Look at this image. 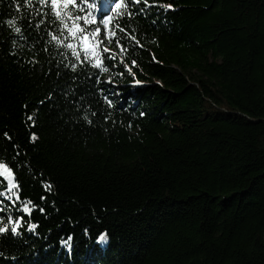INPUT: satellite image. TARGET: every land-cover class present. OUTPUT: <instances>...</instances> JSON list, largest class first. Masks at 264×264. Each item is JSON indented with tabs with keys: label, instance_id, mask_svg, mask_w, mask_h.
Listing matches in <instances>:
<instances>
[{
	"label": "trees",
	"instance_id": "obj_1",
	"mask_svg": "<svg viewBox=\"0 0 264 264\" xmlns=\"http://www.w3.org/2000/svg\"><path fill=\"white\" fill-rule=\"evenodd\" d=\"M108 2L89 19L112 15L143 47L118 32L114 66L76 72L45 51L36 0L0 2V163L19 165L21 197L0 203L24 216L0 264H264V0H156L174 5L166 20Z\"/></svg>",
	"mask_w": 264,
	"mask_h": 264
},
{
	"label": "snow or ice",
	"instance_id": "obj_2",
	"mask_svg": "<svg viewBox=\"0 0 264 264\" xmlns=\"http://www.w3.org/2000/svg\"><path fill=\"white\" fill-rule=\"evenodd\" d=\"M2 2V0H0ZM25 6L28 5V0H24ZM142 5V6H141ZM16 9L19 11L20 5L17 3ZM101 5L99 4V0H92L91 3H88L87 0H80V3L77 4L76 0H36V15L40 17L37 21L35 27L40 28L42 25H46L44 28V36H47L49 39L46 40L45 51H47V45L54 44L56 49L58 50L59 55L64 56L66 59L70 56L71 60L68 64L65 65L66 68H70L72 72H76L77 66H84L85 64L88 67L95 68L99 71H108V66H105V61L107 60L108 65L114 66L113 62L116 60L115 52L109 47L113 42L117 48H119L120 53L124 54L128 49H126L125 44L121 42V37L118 35L122 33L124 38L127 41L134 42L135 45L139 47H143L140 44L137 36L132 34L128 30L127 27L122 26L117 23L114 25H110L109 21L113 19L112 15H102L100 23L98 25L94 24L93 19H89V17H94L100 9ZM128 9L126 15L131 20L134 17H139L141 15L146 18L151 15V9L153 7L157 8L158 13H161L166 20L167 10H174V5L172 3H164L157 4L156 0H128L127 4L122 5L121 3H116L115 8ZM73 9L75 11L73 12ZM49 15L51 18L49 19ZM123 15V13H122ZM159 17H153L152 23L155 24L156 19ZM15 21L13 19H9L7 21L8 25L14 24ZM31 21H29V27H31ZM55 29V31H53ZM103 30V36H101V32ZM15 34H21L22 28L17 26L14 28ZM32 44H29L28 47H34L36 42H39V37H32ZM21 48L24 45L20 46ZM15 53H13L14 55ZM104 54H108L105 56ZM83 57V58H82ZM28 62V61H26ZM33 65L35 61H31ZM121 63H123V59L121 58ZM137 61L135 59L131 60V66H135ZM127 70L131 73V66H127ZM73 80L77 78L75 76L72 77ZM91 79V77H89ZM111 83V79L108 81ZM133 83L139 85L141 81L135 79L133 76ZM100 84L99 75L95 76L94 86H98ZM75 91V89L73 90ZM107 90L100 89L101 94H104ZM65 96L68 95L67 92L63 93ZM51 100V95L48 97ZM79 97L76 98V103L79 102ZM105 100L107 101L109 106L113 105V101L108 99L107 95H105ZM44 101H41L43 103ZM95 115V113H93ZM107 115L105 119H107ZM29 120H32V117H28ZM85 121L88 125H91L93 122L91 119L85 117ZM7 136V132L4 133ZM31 139L34 141L36 139L33 134ZM19 151L16 152V156H19ZM14 167H19V165L14 164V166H10L9 163H0V181H6L3 183L4 191H0V202L3 201L4 198L7 199L8 202L15 208L18 201H21V197L19 195L20 185L16 181V173L14 172ZM43 183V182H42ZM43 187L45 190H49L51 188L50 183H44ZM10 194V195H9ZM41 199H45V197H41ZM31 204V201L22 202L18 208H16L17 212H21L30 216L32 208L28 205ZM41 212L44 211L43 208L40 209ZM0 219L7 218L9 224H4V226L0 227V238H10V237H20L22 235V227L24 224V216L20 215L16 219H13L12 216L7 214V210L0 203ZM38 225L34 222L27 224V231L32 233ZM85 234H87L88 230L85 229ZM72 239L71 235L67 236L65 240H61L60 243L64 246L67 254L70 256L72 252ZM108 239L106 233H100L97 236V242L103 243Z\"/></svg>",
	"mask_w": 264,
	"mask_h": 264
},
{
	"label": "rangeland",
	"instance_id": "obj_3",
	"mask_svg": "<svg viewBox=\"0 0 264 264\" xmlns=\"http://www.w3.org/2000/svg\"><path fill=\"white\" fill-rule=\"evenodd\" d=\"M107 4L110 5V2H108V0H107Z\"/></svg>",
	"mask_w": 264,
	"mask_h": 264
}]
</instances>
